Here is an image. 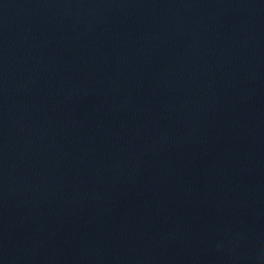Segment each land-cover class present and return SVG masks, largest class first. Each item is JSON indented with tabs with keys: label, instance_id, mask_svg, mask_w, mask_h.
Listing matches in <instances>:
<instances>
[{
	"label": "water",
	"instance_id": "water-1",
	"mask_svg": "<svg viewBox=\"0 0 264 264\" xmlns=\"http://www.w3.org/2000/svg\"><path fill=\"white\" fill-rule=\"evenodd\" d=\"M0 264H264V0H0Z\"/></svg>",
	"mask_w": 264,
	"mask_h": 264
}]
</instances>
